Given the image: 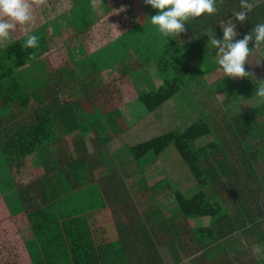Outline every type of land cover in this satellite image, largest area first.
<instances>
[{
	"label": "crops",
	"instance_id": "obj_1",
	"mask_svg": "<svg viewBox=\"0 0 264 264\" xmlns=\"http://www.w3.org/2000/svg\"><path fill=\"white\" fill-rule=\"evenodd\" d=\"M233 1H235L233 7H237L240 11V0ZM262 1L248 0L253 6L252 10ZM156 14L158 10L146 5L144 0H43V3H33V21L25 25H17L10 39L0 41V51H2L26 36L44 32L49 43V52L46 55L18 72V79L23 85L25 95L30 97L26 105V120L20 118L21 112L17 114L15 111L14 105H20L19 103H14L11 114L0 118V160H2L0 176L3 179L0 186L4 187L0 188V264H70L69 259L58 261L45 257V244L39 243L38 238H35L25 212V210L30 213L35 211L37 202H42V198L38 195L37 188L31 189L29 194L24 188L38 181L50 179L47 174L45 175V170L55 166L57 162L45 159L40 162L42 165L40 168L34 157L9 169L3 157L5 137L21 130L28 122L31 123L45 116L55 120L58 137V142L46 150L48 156L51 157L50 153L54 155V151L60 155L63 151L68 152L69 150L62 148L63 138L67 140L74 134L82 137L80 131L75 130L70 134L67 132L68 123H71L70 121L77 115V112L69 107L81 104L96 105L97 108L90 113H96L98 117L95 119L102 125L101 130L100 125L89 138L93 135L94 138L102 135V132H105V122L108 125L107 121L116 125L118 120L124 118L127 124L129 120L135 121V124L140 119L139 114H145L138 103L139 95L163 86L155 64L144 65L143 61L158 58L160 49L165 46L164 43L169 37L176 38L181 49L182 46L189 47L190 56H197V52L204 54L207 51L205 46V50H197L198 33L203 32L201 37L205 38V45L209 44L207 34L210 31L216 33L217 39L223 40L221 25L227 20L226 14L219 28L199 30L195 21H192L195 18L190 19L186 24L187 32L180 36L161 35L158 26L153 25L150 19ZM244 25L246 24H242V27ZM238 28L236 26V30ZM131 36L132 40L127 44L124 40L125 38L129 40ZM120 45L125 46L127 52L124 59L118 61L116 58L118 49L124 50ZM210 52L213 54V51ZM114 56L115 61L111 62L110 66L95 63L98 58L113 59ZM79 61H86L87 67L83 70H87L88 66L95 70L96 77H89V82H97V84L84 93L82 92L84 86L81 85L78 89L80 96L78 101H69L63 97L71 88L68 74L79 71ZM201 67L197 62L195 68L200 70ZM201 75L208 77L210 74H207L206 70L201 71ZM90 97L93 98L91 102H89ZM171 104L178 105L177 102ZM100 115L102 116L99 117ZM108 133H113L111 128ZM63 157L61 156L60 159ZM66 161L68 167L72 169L71 179L80 180V164H75L71 158H66ZM10 178H13L11 187L5 184ZM260 178L264 187V181L261 176ZM47 191L46 187L44 189L40 187L41 195ZM150 198L156 200V206L152 207L156 211L153 212L157 213L156 218H154L155 213L152 215L151 210L144 207ZM161 199L168 200L163 202V208L160 207ZM173 202L174 197L171 193L164 191L152 193L139 204L142 207L134 211L131 225H128L127 221L118 222L117 213L109 202V208L103 211L97 213L89 211L87 217L90 221L95 222L96 217H99L96 227L100 229L103 224L109 227V232L105 231L108 233L110 243L122 241L123 254L119 256L114 254L113 257L110 255L113 259L110 264H264V217L260 225L248 226L209 250L199 251L194 242L186 241L181 214L177 208H174ZM260 202L262 203V197ZM145 209L150 214L144 213ZM260 210L264 215V205L257 212ZM105 215L109 217V221ZM119 226L122 228L120 229ZM112 231L113 234L110 233ZM118 232L122 235L118 236ZM105 238H101L100 235L98 237L99 240Z\"/></svg>",
	"mask_w": 264,
	"mask_h": 264
},
{
	"label": "trees",
	"instance_id": "obj_2",
	"mask_svg": "<svg viewBox=\"0 0 264 264\" xmlns=\"http://www.w3.org/2000/svg\"><path fill=\"white\" fill-rule=\"evenodd\" d=\"M234 3L233 0L227 2L224 0L217 14H205L192 21H195L199 30L219 28L226 14L224 10H233ZM87 14L88 11L86 17ZM248 15L250 18L245 22L246 25L237 26L239 27L236 30L237 39H243L252 31L255 24L264 22V0ZM33 35L39 38L37 48L24 47L28 37L26 36L0 51V118H5L13 112L14 103L26 107L30 101L18 79V72L49 52L46 34L40 32ZM249 47L254 48L251 43ZM188 53L184 46L181 49L176 38L169 37L168 44L160 49L158 58L142 62L144 65L154 63L163 81V86L159 89H152L139 95L138 103L143 107L145 114H139L140 119L132 127L128 126L122 116L119 121L121 125L107 121V126L118 135L117 137H128L134 131V134H138L137 128L140 130L144 126L148 128L154 126V130L150 131L153 133L163 126L161 133L149 135L133 145L124 144L126 154L137 162L139 167H144L155 163L168 146L176 148L198 190L187 196L180 189H174L166 184L169 181L167 179L160 181L152 190L156 194L162 193L165 188L172 189L173 205L181 214L186 241L194 242L199 251H207L248 226L260 225L264 217L263 211L257 212L263 206L260 200L264 187L255 164L257 154L264 152V147L260 150L255 148L264 142V104L243 112H235L221 125L216 123L217 120L199 117L184 128L174 127L173 130L166 131L167 123L176 124L174 121L177 122V119L187 123L191 118L188 115L198 112L193 100L184 97L186 88L203 78L202 75H197L195 65H191L192 60L184 59ZM198 54L201 60L205 56L208 61L210 59L214 61L211 63L213 71L221 69L217 63V51L210 55ZM33 55L34 59L31 58ZM245 66L255 75L256 81L264 80V70L261 68L264 67V63L261 65L257 59L255 49ZM212 70L207 69V74ZM68 75L70 77L71 73ZM69 80L71 81V77ZM249 96V100L254 98L255 92ZM171 102H177L178 105ZM173 112L176 113V117L171 116ZM243 117L247 119L243 120ZM145 120H149V123L142 124ZM54 122L55 120L51 118L41 116L31 123L28 122L16 133L5 137L3 144V157L9 169L41 154L47 161L57 162L55 166L45 170V175L47 174L50 179L38 181L24 188L28 194L31 189L37 188L38 195L42 198V202H37L36 210L32 213L24 209L33 234L39 243L45 244V257L48 259L58 261L69 259L70 264H110L113 260L110 255L113 257L114 254L115 256L123 254L122 241L110 243L108 233L105 231L109 232V227L103 224L99 229L96 227L99 217H96L95 222L87 217L89 211L97 213L109 208L107 202H103L101 206H97L96 202L86 204L88 199L84 191L90 185L87 182L88 176L95 177L96 163L76 158L74 153L68 154L67 151L61 152L60 156H64L63 159L52 160L53 156L49 157L46 150L58 142ZM100 125L92 121L87 133L77 126L75 130L81 132L82 138H87L98 130L97 127ZM69 127L67 132L70 134L74 127ZM120 127L123 131L125 128L126 132H122ZM101 128L102 125L100 130ZM207 137L215 139L206 145H196V142ZM99 139L106 145L109 143V138L103 134L97 136V140ZM66 158L80 164V180L71 179L72 169L68 167ZM144 160L145 164H141ZM64 163L66 164L62 166ZM2 180L0 176V182ZM5 184L13 186V178ZM40 187L41 189L46 187L48 190L47 193H42L44 196L39 192ZM0 188H4L3 185ZM79 193L82 195H77ZM101 199L103 200L104 196H101ZM155 201L153 200L152 204L146 203L150 204L148 210L156 206ZM120 234L121 232H118V236ZM99 235L101 238H107L99 240Z\"/></svg>",
	"mask_w": 264,
	"mask_h": 264
},
{
	"label": "rangeland",
	"instance_id": "obj_3",
	"mask_svg": "<svg viewBox=\"0 0 264 264\" xmlns=\"http://www.w3.org/2000/svg\"><path fill=\"white\" fill-rule=\"evenodd\" d=\"M236 10L237 7H234L233 10L228 11L225 9L224 13H226L227 20H229L230 15H232L231 19L236 23V26L242 27V24L239 21H236L235 17H233ZM227 20L224 23H226ZM189 26H191V23H189ZM240 30L241 29H239V31ZM202 33L203 32L198 33L199 40L197 45L199 47L197 48V50H205L206 47L207 55L211 54L210 50L215 54L217 50L214 47H208V45H205V38L201 37ZM145 34L147 33H144V35ZM209 39L210 38L207 36L208 42ZM131 40L132 36L129 38V40L125 38L124 41L129 44L128 41L131 42ZM164 44H168V41H165ZM251 44L253 45V47H255L254 39ZM120 48L124 50L119 51L118 49L116 56L118 61L124 59L127 52V50H125V46L120 45ZM186 50L191 53L189 47H187ZM255 53L257 55V59L260 60V63L262 65L264 63V44H262L258 49H255ZM187 55L188 56L184 57V59L192 60V66H197V62L201 64L202 67L200 70H197V75H201V71H206L207 69L212 70L211 63H214L213 60L210 59V61H208L205 56L204 58H202L203 60H201L200 58H198V52L197 56H190L189 54ZM114 61L115 56L113 57V59H111V57H101L96 59L95 63H98L99 65H102L100 63H103L104 66H110V63ZM79 63V71L73 72L70 75V92H67V95H63V97H65V99L69 101H78V99L80 98L78 89L81 85L84 86L82 89V92L84 93L93 89V87L97 84V82H89V77H96V73H94L95 70L91 69L89 66L87 70H83L87 67L86 61H79ZM67 65H69L68 60ZM261 68L264 70V67ZM245 70L247 72H250L246 66ZM202 74L205 75L206 73ZM208 74H210L208 77L205 76L203 78H200L198 81L196 80L192 85H190V87L186 88L187 90L184 91V97H187L188 100L192 99L195 106H197V114L188 115L191 118L187 121V123H183V121H179L178 119V123L174 121V123L176 124L167 123L166 131L173 130L174 127L184 128L194 119H198L199 117L207 119L209 118L215 121L217 120L216 123L221 125L225 121L227 122L231 118V115L235 112H243L247 109L250 110L252 108H256L261 104H264V98L258 97L256 95L254 98L250 100L248 99L250 97L249 95L256 92V89L258 87V85L256 84H258V81L254 82L251 79H234L231 77H227L225 74H223V71L221 69H216L215 71L212 70V72ZM259 77H261V75H259ZM27 90L30 91L29 88H27ZM54 90L56 89L54 88ZM91 101H93L92 97L89 98V102ZM14 107L17 114H20L21 112L22 115H20V118L26 120V107H22L20 105H14ZM70 108H72V110L74 109L77 112V115L75 114L76 116H74L75 119L71 120V123H68L70 126H77V128H81V130H84V133H87L89 131L88 126L92 121H95L99 124V122L95 119L98 117L96 113H90L92 112V110L97 108L96 105L88 106L86 104H81L70 106ZM141 110H143V107L141 108ZM141 110L139 111V113H141ZM169 112L171 113V110ZM101 116L102 115H100L99 117ZM171 116L176 117V113L173 112ZM144 119H146V117ZM245 119L247 118L243 117V120ZM127 122L129 124H134L135 121L129 120ZM145 123H149V120H145L142 124ZM117 124L121 125L119 120L117 121ZM104 128L107 134H102L109 138V143L107 145L106 143H103V140H97V137L94 138V135L91 138H82L78 134H74L72 135V137L69 136L67 140L63 138L62 148L65 150H69L68 154L74 153L77 158H84L87 159V162L94 161L96 163L94 176L97 179L92 176H90L89 178L88 176L87 182L90 185L87 190L84 191V194H87L88 199L86 204L96 202L98 204L97 206H101L103 202H107V204L109 202L113 207L114 212L117 213L118 222L120 223V221H127V224L131 225L134 211H137L141 207L139 206V204L142 203L152 193H154L152 187L158 184L163 179L169 180L166 184L174 189H180L187 196H190L192 193L198 190V186L196 185L195 180L180 158L176 148H174L173 146H168V148L161 154V156L155 163L148 164L144 167H139L137 165V162H134L126 154L124 144L133 145L138 140L146 138L149 135L161 133L163 126L160 127V130L153 133L150 131L154 130V126H152L151 128L144 126L143 128H140V130L139 128H137L136 133L140 135L134 134V131L131 132L128 137H117L118 135H115V133L109 134V128L106 122ZM120 128L122 132H126L125 128L124 131L122 127ZM214 139L215 137H207L200 140L199 142H196V145H206ZM263 147L264 142H261V144L259 146H256L255 148L260 150ZM50 155L51 157L53 156L52 160H55L57 158L58 160H60L61 158L60 153L56 151H54V155L51 153ZM257 157L258 159L255 160V164L258 172L260 173V176L264 181V152H260V154H257ZM34 159L38 166L42 168L40 162L45 160L44 155H36ZM145 162L146 161L144 160L141 162V164H145ZM1 163L2 160H0V164ZM83 189L84 188H82L81 191H83ZM171 190V188H165L164 193H171ZM104 194L108 198H106ZM77 195L80 196L82 195V193H79ZM101 196H104L105 200H102ZM118 197L119 199H117ZM261 197L262 205H264V194ZM150 199H148L147 202L152 204L153 200ZM113 201H115V203H113ZM160 201V207L162 208L163 202H168V200L164 199H161ZM145 207L149 208L150 204H147ZM151 211H155V208H152ZM143 212L150 214L146 209ZM155 212H152V215H154ZM122 214L124 215L123 217ZM105 216L107 217V221H109V217L107 215ZM156 216L157 213H155L154 218H156ZM159 216L161 217V220H163V217L160 213ZM119 227L120 229L122 228L121 226ZM110 233L113 234L114 231Z\"/></svg>",
	"mask_w": 264,
	"mask_h": 264
},
{
	"label": "clouds",
	"instance_id": "obj_4",
	"mask_svg": "<svg viewBox=\"0 0 264 264\" xmlns=\"http://www.w3.org/2000/svg\"><path fill=\"white\" fill-rule=\"evenodd\" d=\"M146 5L158 10V14L150 17L151 23L158 26L159 31L165 36H180L186 33L187 21L207 15L217 14L224 0H144ZM33 3H43V0H0V41L10 39L17 25H25L33 21ZM240 11L234 13L236 21L244 24L248 13L252 11V4L248 0H240ZM223 40L216 38L213 31L207 36L208 47L217 50V63L227 77L234 79H251L256 82L253 73L245 70L253 49H258L264 44V22L255 24L252 31L243 39H237L236 23L229 19L221 25ZM255 40V47L249 44ZM24 47H39V38L29 35ZM31 58H35L33 55ZM255 95L264 98V80L258 82Z\"/></svg>",
	"mask_w": 264,
	"mask_h": 264
}]
</instances>
